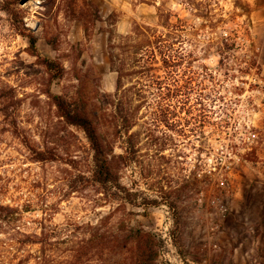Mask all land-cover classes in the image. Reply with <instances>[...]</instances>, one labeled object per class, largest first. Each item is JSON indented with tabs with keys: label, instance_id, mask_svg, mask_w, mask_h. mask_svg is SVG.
I'll return each instance as SVG.
<instances>
[{
	"label": "rangeland",
	"instance_id": "374dc122",
	"mask_svg": "<svg viewBox=\"0 0 264 264\" xmlns=\"http://www.w3.org/2000/svg\"><path fill=\"white\" fill-rule=\"evenodd\" d=\"M4 1L0 202L30 204L25 219L55 227L63 237L100 221L117 233L144 229L161 241L157 264H238L234 256L244 227L231 214L238 176L264 162V0H212L208 21L194 16L205 9L200 0L194 10L177 0H30L23 6L19 0L12 8L17 25L13 13L2 10ZM158 8L172 11L185 27L171 49L182 58L174 73H165L161 61L151 62L152 70L140 79L147 88L132 95L137 154L121 170L120 185L131 192L133 204L123 202V192L110 202L93 186L71 193L66 178L74 170L68 161H79L80 171L91 176L92 154L83 131L66 125L50 95H63L95 114L114 153L123 155L127 138L105 97L116 92L110 47L135 22L157 26ZM30 33L40 55L64 68L61 80L50 82L24 37ZM220 35L229 41L221 45ZM33 150L54 151L59 160L35 162ZM147 200L160 205L145 207ZM10 238L0 236V264H61L69 255L63 244L11 253L3 247ZM117 257L123 261V254Z\"/></svg>",
	"mask_w": 264,
	"mask_h": 264
},
{
	"label": "trees",
	"instance_id": "16d2710c",
	"mask_svg": "<svg viewBox=\"0 0 264 264\" xmlns=\"http://www.w3.org/2000/svg\"><path fill=\"white\" fill-rule=\"evenodd\" d=\"M18 1L5 0L2 4V10L13 13L16 25L17 13H14L12 8L17 5ZM138 1L155 4V0ZM177 1L179 4L192 6L191 10L195 8L193 2L196 0ZM200 3V7L205 9L200 10V14L194 16L206 21L212 20V13L207 11L212 0H200ZM174 17L178 24L173 23L172 18ZM181 24L182 21L172 11L158 8L157 26L150 27L135 22L131 33L121 37L120 43L112 44L110 47V66L112 71L117 74L116 92L112 96L105 97L115 106V111L119 116L117 119L120 129L127 138V147L123 155L114 153V143L107 140L101 133L95 114L81 108L76 102L68 100L63 95H50L66 125L83 131L92 154L91 176L80 171L79 161L74 159L68 161L74 170L66 178L71 193L86 190L93 186L110 202L119 201V192H123L125 194L123 202L133 204L131 192L120 185L121 170L130 166L137 154L135 139L138 135L131 132L135 123L134 113L136 112L133 108L132 95L141 96L143 94L141 87L147 88V85H143L140 79L142 76L146 77V74L152 70L151 62L161 61L165 73L177 72L182 57H179L178 54L172 55L171 49L174 48L173 42H177L180 38L179 32L185 30ZM211 28H214L212 21ZM24 37L29 41L30 51L45 67L50 76V82L61 80L65 74L64 68L56 60L40 55L37 49L38 39L34 34H26ZM229 38L220 35L217 40L222 45L224 41H229ZM134 76L140 77L139 81L127 87L126 82L133 79ZM33 155L35 162L38 163H50L59 160L54 151L33 150ZM159 205L160 202L156 200H147L144 203L145 207H157ZM32 210L30 204L20 207L19 205L0 202V236L2 234L10 235V243H5L3 247L11 253L13 251L20 252L24 247L35 245L43 247L51 245L58 249L59 245L63 244L68 245V250L65 252H68L69 255L63 257L65 259L61 264H94L95 262L100 264H157L161 241L144 229L128 227L123 233H117L113 228H107L104 224L105 221H100L96 225L79 226L73 231V235L63 237V231L58 233L55 227L47 228L42 222L27 221L25 215ZM36 226H39V233L36 231ZM53 238L56 239L53 241ZM122 254L124 258L120 262L117 255ZM25 262L29 263V261L20 259L17 264H25Z\"/></svg>",
	"mask_w": 264,
	"mask_h": 264
},
{
	"label": "crops",
	"instance_id": "0c3cea01",
	"mask_svg": "<svg viewBox=\"0 0 264 264\" xmlns=\"http://www.w3.org/2000/svg\"><path fill=\"white\" fill-rule=\"evenodd\" d=\"M238 177L240 184L231 205V214L239 218L244 228L243 241L234 260L238 264H264V162L261 167L244 168ZM256 256L262 258L258 260Z\"/></svg>",
	"mask_w": 264,
	"mask_h": 264
},
{
	"label": "water",
	"instance_id": "95a60500",
	"mask_svg": "<svg viewBox=\"0 0 264 264\" xmlns=\"http://www.w3.org/2000/svg\"><path fill=\"white\" fill-rule=\"evenodd\" d=\"M29 1H30V0H21V1H20V5L23 6V5H25V4H26L27 2H29Z\"/></svg>",
	"mask_w": 264,
	"mask_h": 264
},
{
	"label": "built area",
	"instance_id": "2783aa9c",
	"mask_svg": "<svg viewBox=\"0 0 264 264\" xmlns=\"http://www.w3.org/2000/svg\"><path fill=\"white\" fill-rule=\"evenodd\" d=\"M222 185H224V184L222 183Z\"/></svg>",
	"mask_w": 264,
	"mask_h": 264
}]
</instances>
